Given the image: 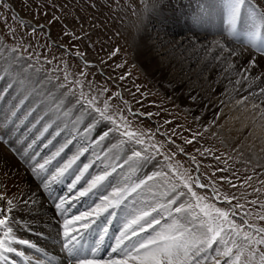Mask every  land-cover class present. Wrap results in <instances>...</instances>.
<instances>
[{"label":"snow or ice","instance_id":"6c2138e0","mask_svg":"<svg viewBox=\"0 0 264 264\" xmlns=\"http://www.w3.org/2000/svg\"><path fill=\"white\" fill-rule=\"evenodd\" d=\"M245 2L246 0H225L229 30L211 41L210 47L203 44L200 47L206 52L218 49L214 59H219L224 52L237 58L246 56L250 66L244 72L249 73L257 65L256 56L264 59V47H259L255 39L248 43L236 42L241 46L239 51L229 46L235 42ZM0 7L11 9L7 0H0ZM252 7L258 17V33L253 34L255 36L264 32V0H254ZM53 21L58 22L59 17L53 15ZM43 27L37 24L31 30L35 33L37 29L43 30ZM70 35L80 39L75 33ZM13 39L15 40L14 31ZM198 42V37L196 40L189 38L194 52L197 51ZM30 48L33 50L29 51ZM0 49H4L0 52V78L7 77L10 81L4 91L14 87L16 92L14 101L6 109H0V142L8 144L19 130V125L29 121L38 134L27 145L28 149H33V154L21 155L29 160L39 155L33 146L41 138L47 139V143L43 144L45 149L49 145L54 148V151L42 158L43 163L30 164L32 178L38 181L35 191L31 187L22 191L19 184L16 185V195L7 191V185H3L4 190H0V264H16L11 259L13 254L24 257L27 264H33L32 258L26 256L20 245L34 250L42 257L36 259L35 264H264V226L249 223L250 219L264 222V212H239L244 205L227 190L220 191L214 179L205 178L196 156L185 152L184 147L167 135L156 140V135L160 134L159 129L153 132L141 127L143 118L151 117V112L134 111L119 91L105 95L109 91L106 87L93 90L90 83L88 91H85L83 85L86 72H71L67 63L63 69L58 66L52 69L45 67L52 60L47 57L41 59L33 46L25 44L22 38L11 46L0 44ZM116 51L111 55L115 56ZM75 56L84 61V68L91 66L85 59V53L76 51ZM123 78L120 77L121 80ZM258 78L253 74V79ZM244 79H248L247 75ZM236 83L240 81L237 80ZM251 95L253 98L257 97L256 92ZM259 96H264V87L259 88ZM114 98L125 105L124 109L113 103ZM248 100L249 96H243L236 103L247 107L245 102ZM26 102L28 106L24 110ZM251 107L256 113L252 127L264 128V124L258 125L256 122L257 116L264 120V100L252 103ZM37 112L41 114L36 115ZM70 116L77 117L72 123L73 129L83 117H87L89 129L97 123L104 124L106 130L99 140L115 133L120 144L131 154L129 159H135L140 167L148 164L155 167L158 163L155 157L162 158L166 163L164 169L153 171L137 182H130L127 178L117 180V177L112 176L115 167L111 171L105 168L95 175L89 174L90 178L86 180L85 186L78 189L73 199H94L71 214L72 205L67 204L64 198H59V202L53 198L55 210L59 213L55 217L57 223L54 239L60 251L50 252L36 242L17 235L14 213L20 204H31L36 212L33 219L42 220L39 209L43 205L39 197L45 194L53 197L51 185L61 182L67 176L72 177L69 187L75 189L93 166L92 160L82 162V166L77 164L80 157L88 151L87 147L81 146L71 155L65 154V158L61 154L72 144V139L65 137L63 142L53 144L64 130L61 124ZM37 125L41 127L37 128ZM49 129L53 131L49 132ZM46 133L50 138L45 137ZM68 135L71 136V132ZM184 143L191 144L192 139L184 140ZM178 153L189 160V167H184L175 159ZM58 157L61 159L57 160ZM12 170L13 165L0 157V175L7 178ZM17 177L23 183L19 173ZM220 179L227 180L231 188L236 187L231 183V178ZM234 200L237 203H233ZM250 203L255 205L257 201L252 200ZM259 208L264 209V203ZM237 216L240 223L235 219ZM117 220L120 223L118 234L110 245L111 250L104 255V240ZM97 225H101L99 232L92 242L86 244L85 235ZM28 228L31 230V225Z\"/></svg>","mask_w":264,"mask_h":264},{"label":"bare ground","instance_id":"6f19581e","mask_svg":"<svg viewBox=\"0 0 264 264\" xmlns=\"http://www.w3.org/2000/svg\"><path fill=\"white\" fill-rule=\"evenodd\" d=\"M250 1L251 5L248 7L249 1L247 2L246 0L241 10V12L244 10L246 16L245 20H243L258 31V17L252 7L254 0ZM140 2L141 0H121V6L127 5L130 7H128L129 15L127 17L124 15L119 16L116 13L108 17L104 4L101 7V11L98 10L99 12L97 10H89L85 13L87 10L84 9L82 18H76V20L72 17V21H80L82 25L88 23V26L84 25L79 31L84 32V35L87 34L85 37L94 45H90L94 49L97 50V47L99 49V46L102 45L103 51L111 54L118 47L120 52L116 51V55L113 57L115 62L119 61L122 63L125 61L124 58L128 60L129 51H132V47H135L136 58L143 65L151 80L141 74L136 67L131 68L130 65L133 64L130 61L126 63L125 68L129 70L133 77L125 81H129L128 84L135 91V97L142 104V110L151 112L160 124L164 122L168 115L174 114L176 109L179 108L182 112L181 115H179L180 112L178 113L179 121L181 120L180 117H182V120H185L182 122L184 126H195V123L189 120L188 114L176 104L180 103L187 111L193 113L197 119L208 122L206 124H208L209 129L213 126L218 127L223 133L227 134L225 135L226 137H231V141L234 143H241L246 148L251 146L263 147L264 128L252 127L253 117L256 113L251 108V103H258L259 100H264V96H259V88L264 87V59L256 56V67L251 69L249 73H245L244 69L250 66V61L246 56L237 58L228 56L227 52H224L219 59H214L218 54V49H211V51L206 52L204 48L200 47V44L210 47L211 41L221 35L220 28H223L224 25L219 21L224 15H227L225 0H157V3L156 0H149L147 4H142L138 8L137 6L140 5ZM73 15L75 16V13ZM117 21H121L120 23L124 24L122 28L124 27L126 31L123 33L119 31L120 37L115 40L112 34L116 32ZM73 25L77 30L72 33L76 34L78 33V26L75 23ZM261 33L259 32L256 35L259 40H262ZM197 37L199 42L197 43V51L194 52L189 44V38L196 40ZM102 38L103 41L101 42ZM100 42L101 44H99ZM229 46L235 47L237 51L241 47L233 42ZM119 56H122L120 60H118ZM253 74L259 78L253 79ZM245 75L248 77L247 80L244 79ZM237 80L240 83H236ZM157 87H161L163 93L167 94L172 100L163 99L159 95L158 90H156ZM253 92L257 93L256 98L252 97L251 93ZM146 96H148L150 101L144 104L143 101ZM243 96H249V100L245 102L247 107L240 105L242 106L241 109L235 108L234 106L237 105L236 101ZM174 120L177 122L176 118ZM88 123L89 121L86 117L83 125L86 127ZM209 123H212L213 126L209 127L211 125ZM257 124H264V120L257 122ZM95 129L96 132L92 137V142H98L99 146L104 144V148L107 151H100L102 152L99 154L100 158L106 155V160L118 164L116 160L120 156L117 155V143L114 139L99 140L100 135L105 131L104 124H99ZM249 133L252 134L250 135ZM200 134L201 137L205 135L203 132H200ZM19 140L22 141V139ZM9 144L0 142V157H4L13 165L10 176L5 178V176L0 175V182H2L0 183V190H4L3 185H7V191L16 195L18 194L16 185L19 184L22 191H26L29 187L35 191L38 181H34L32 178L30 164L43 163V159L40 158L41 155H37L31 160L23 157L25 163L19 156V152L31 156L33 149L27 148L28 143L19 144L13 137ZM14 149L19 151H14ZM130 155V153H127L119 160L122 165L124 163L122 171L119 169L112 173V176L115 175L117 180H121L117 175L122 172H131L136 169L130 182H137L138 179H144L147 175L152 174L148 170L152 169V171H155L153 167L144 171L145 165L140 167L139 163H133V160L129 159ZM82 162H84L83 156L80 157L77 164L82 166ZM53 164H56V161H53ZM132 166H134L133 169L130 168ZM54 170L52 169V171ZM17 173H19V177L23 178V183L17 177ZM89 174L92 175L93 172ZM89 174H86L85 177H89ZM71 179V176H67L61 182H54L51 185L52 190H56L55 188L71 190L72 188L69 187ZM39 199L43 205L39 209L42 220L33 219L36 212L33 211L31 204L27 206L20 204L14 213L16 233L20 238L36 242L50 252H59V245L56 244L54 239L57 223L55 217L59 213L56 212L55 205L46 200V197L41 196ZM117 221L113 223V230L110 229L112 231L109 234L110 241L114 239L115 234L113 231ZM29 225H31V230L28 228ZM98 227L99 225H97L96 229ZM94 230L95 228L92 231L94 232ZM49 233L53 235L50 236ZM84 242L88 243L87 240ZM19 247L26 252L27 257L32 258L33 264H35L36 259L42 258L32 249H27L23 245ZM11 259H14L16 264H27V260L24 257L16 256L15 254H13Z\"/></svg>","mask_w":264,"mask_h":264},{"label":"rangeland","instance_id":"374dc122","mask_svg":"<svg viewBox=\"0 0 264 264\" xmlns=\"http://www.w3.org/2000/svg\"><path fill=\"white\" fill-rule=\"evenodd\" d=\"M98 1L99 0H7V2L11 5V9L9 10L0 7V44L11 46L16 41L21 40L22 38L25 44H31L33 46L35 52L40 54L41 59L47 57L49 60H52V63L50 65H46L45 67L52 69L58 66L60 69H63L65 63H67V65L69 66V71L71 72H86L87 77L83 85L85 91H88L89 83L91 84L93 90L106 87L109 91L105 95H110L116 91H119L123 99L128 102V106L131 107L134 111L148 113L142 110V104L140 103L139 99L135 97L136 93L131 88V85L128 84L129 81H125L133 77L129 70L125 68L126 63L130 61L133 64L130 65L131 68L136 67L138 71H140L141 74H143L146 78L149 77L145 72L143 65L140 64V62L136 58V53L134 52L135 47H132L133 52L129 51L127 55L128 60L127 58H124L125 61L122 63L119 61L115 62V60H113L114 56L103 51L104 48L102 47V45L99 46L100 50L98 49V47L97 50L94 49L90 46L92 43H90V41L86 39L85 35L83 34L84 32L79 31V29L81 27H84V25L88 26V23L82 25L80 21H72V17H74L75 19L82 18L81 16L84 14L85 10H87L85 13H87L89 10L101 11V7L104 6V4L106 6H104V9L106 8L105 10L108 17L115 13L119 16L124 15L127 17L129 15L130 7L127 5L121 6V0ZM104 1L105 3H103ZM148 2L149 0H141L140 5L137 7L139 8L142 4L144 5ZM247 2L249 7V5H251V1L247 0ZM37 5H39V8L37 7ZM109 10L111 11L109 12ZM45 13L47 14L45 15ZM74 13L75 16L73 15ZM53 15L59 17L58 22L53 21ZM245 17L246 16L243 10L238 21V27L234 38L235 42H233L234 44H237L236 42H249L252 39L256 40V35L254 37L253 34L257 33L258 31L256 28L248 25V23L244 21ZM49 21L52 22L49 23ZM120 22L121 21H117L118 24L115 26L116 32L112 34L113 37H115V40H117V37H120L119 31L121 33L126 31L124 27L122 28L124 24ZM219 22L224 25L223 28H220V33H226L229 30L227 15H224ZM74 23L78 26V33H76V36L80 35V39H75L72 35H70V33L77 30L74 28ZM37 24L43 25V30L37 29V31L33 33L31 29ZM13 31L15 32V40L13 39ZM261 35V42L259 43V41H256V43L257 45L259 43V47H264V32H262ZM102 41L103 38L101 42ZM101 42L99 44H101ZM117 49L118 47L116 48V50ZM32 50V48L29 49V51ZM111 50H113V48H111ZM3 51L4 49H0V52ZM76 51H80L86 54L85 59L90 62V67L84 68V61L75 56ZM53 57H55V59H53ZM121 57L122 56H119L118 60H120ZM135 61H137L138 63ZM117 65H120V67H117ZM122 75L124 78L121 80L120 77ZM9 82L10 81L7 77L0 78V109H6L9 104H11L15 99L16 92L14 87L9 88L7 92L4 91V89L7 88ZM156 90H158L159 95L163 99H171L167 94L163 93L161 87H157ZM144 99V104L150 101L148 96H146ZM113 103L115 105H118L121 109H124L125 107V105H123L120 101L115 100V98L113 99ZM176 104H178L179 107L182 108L186 112V114H188L187 116L189 120H192L195 123L196 127L187 124V126H184L182 122L185 120H182V117H180L181 120L179 121L178 113L180 112L179 115L182 114L179 108L176 109L174 114L171 113L170 115H168L162 124H160L158 122V119L153 115L151 117H144L141 127L145 129H151L153 132H156V130L159 129L160 134L156 135V140H161L163 139L164 135H167L175 140L177 144H180L182 147H184L185 152L196 156V161L200 165L201 173H203L205 178L214 179L216 182V186L220 191L227 190L231 195L237 197V200L240 204L244 205L243 209L238 210L239 212H243L244 210H251L254 213L257 211L264 212V209L259 208V205L261 203H264V146H251L246 148L245 146L241 145V143H234L233 141H231L232 138L229 136L226 137L225 135L227 134L223 133L218 127L216 128L212 125V123H209L211 124L209 127L213 126L211 127L212 130L209 129L208 124H206L208 122H203L202 120L197 119V117H195L193 113L187 111L180 103ZM240 105L241 104H237L234 107H238L239 109H241V107L244 106ZM27 106L28 105L26 102L24 110H27ZM40 114L41 113L39 112L36 113V115ZM76 118L77 117L70 116L64 121V124H61V128L64 130L61 132V135L57 137V140L53 141V144L55 145L59 142H63L65 137H67L68 139H72V144H70L69 147L65 149V154L67 155H71L72 153L76 152L81 146L87 147L88 151L85 152L84 155H82L83 161L88 162L89 160H92L94 161V163L93 166L89 169V172L86 174L93 172L92 175H95L105 168L111 171V168L113 167L116 168L115 172L119 169L122 171L124 163L122 165V163H119V160L129 152L127 151V148L120 144L119 139L115 137V133H110L109 136L105 139H114V141L117 143V155L120 156L116 160L118 164L106 160V155L100 158V153L107 152L104 148V144L99 146L98 142H92V137L96 132L95 128L101 123H97L95 127L89 129L87 126L85 127L83 125L86 120V117H83L80 119V123L76 125V128L73 129L72 123L75 122ZM174 118L177 119V122H175ZM30 120H33V118L30 117ZM259 120L260 118L257 116L256 122L262 121ZM65 124H67V128H65ZM36 127L39 128L41 127V125H37ZM52 131L53 129H49V132ZM69 132H71V136L68 135ZM200 132H203L205 135L201 137ZM35 134H38L36 132V129L31 127V123L29 121H25L23 124L19 125V130L14 134L13 137L16 141H19V144H23L24 142H26V144H29L35 137ZM45 137L50 138L47 133L45 134ZM73 137H75V139H73ZM19 139H22V141ZM187 139H192V143L185 144L184 140ZM44 143H47V139L41 138V141H39L37 145L33 146L35 152H39V156L41 155L40 158H43L44 156L49 155L51 151H54L52 145H49V147L45 149L43 147ZM63 154L64 153H62L61 155ZM19 156L23 160L21 152H19ZM63 157L66 158L65 155ZM97 157H99V159H97ZM217 157H219V159H217ZM59 159L60 157H58V160ZM175 159L180 161L184 167L190 166L189 160L182 154L178 153ZM131 160H133V163L138 164L135 159ZM100 161H103V163H101ZM155 161H158V163L155 164V167H153L155 171L164 169L166 162L162 158L155 157ZM27 166L29 165L27 164ZM133 167L134 166L130 168L133 169ZM150 167H152L151 164L145 165L144 171L148 170ZM135 171L118 173L117 176H119V179L127 178L130 181V179L134 176ZM148 171L152 173L154 170L152 171V169H150ZM221 177L231 178V183L236 187L231 188L228 184V181L221 180ZM89 178L90 176L84 177V180L82 179L75 189L72 188L71 190H67L65 188H62L60 190L55 188L56 190H53V197H49L47 196V194H45L44 197H46V200H49L52 205H54L53 198H56L57 202L59 198L63 197L66 200L67 204L72 205L70 209L71 212L81 210L84 206L90 204L91 200L94 199V197L80 198L78 200H74L73 197L76 196L77 191L80 187L85 186L86 180ZM254 189H258L259 191H254ZM161 190H164L163 187H161ZM108 191H110V189ZM237 200H234L233 203H237ZM252 200H256L257 203L255 205L251 204L250 201ZM213 203H215V201H213ZM217 206L222 205L217 204ZM165 219H167V217H165ZM235 219L237 220V223L241 222L239 216L235 217ZM249 223H257L260 226H264V222L256 221L254 219H250ZM100 227L101 225H99L93 237L99 232ZM119 227L120 223L118 220L114 227L115 230L113 231L115 235L118 234ZM111 229L113 230V228ZM110 233H112V231H110ZM93 237L90 242H92ZM112 243H114V239L105 244V246L107 247L105 255H107V253L111 250L110 245Z\"/></svg>","mask_w":264,"mask_h":264}]
</instances>
